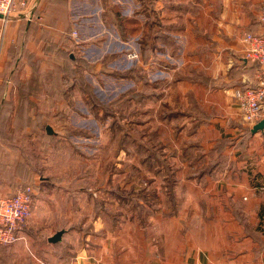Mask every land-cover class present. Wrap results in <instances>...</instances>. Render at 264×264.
<instances>
[{"label": "crops", "instance_id": "1", "mask_svg": "<svg viewBox=\"0 0 264 264\" xmlns=\"http://www.w3.org/2000/svg\"><path fill=\"white\" fill-rule=\"evenodd\" d=\"M25 1L0 50V93L46 70L48 43L61 42L66 21L93 19L81 13L89 6L84 0ZM146 1L151 39L141 67L169 64L164 54L182 61L159 81L172 82L168 90L134 92L135 104L158 102L143 129L156 133L150 177L138 170L143 180L125 198L136 211H150L149 219L116 224L97 214L87 222L101 234L86 233L81 242L73 239L83 236L63 235L53 243L49 238L74 220L48 203L58 205L61 179L45 181L35 186L23 239L0 246V264H264V130L252 131L236 96L257 84L259 66L244 57L242 38L264 31L260 0ZM2 187L7 196L19 188Z\"/></svg>", "mask_w": 264, "mask_h": 264}, {"label": "rangeland", "instance_id": "2", "mask_svg": "<svg viewBox=\"0 0 264 264\" xmlns=\"http://www.w3.org/2000/svg\"><path fill=\"white\" fill-rule=\"evenodd\" d=\"M84 1L89 6L81 13L96 17V22L66 21L61 42L48 43L46 70L35 81L19 83L16 91L6 92L4 85L0 93V189L15 191L22 185L37 187L61 179L64 189L56 195L58 205L53 198L48 203L52 209H62L65 221L74 220V226L62 228L64 238L83 236L74 242L84 241L86 233L101 234L87 222L97 214L116 224L149 219L150 211H136L135 204H126L125 198L135 182L143 180L138 170L150 177V166L140 161V147L134 141L146 135L142 130L154 121L158 102L149 99L135 104L134 92L168 90L172 82L161 84L160 79L182 64L164 54L169 64L141 67L144 45L150 43L149 31L144 29L149 24L150 1ZM117 10L142 20V32L123 34ZM76 30L79 36L73 39ZM83 36L92 39L80 41ZM141 74L148 80L141 79ZM150 149L144 147V151ZM54 229L60 227L42 231Z\"/></svg>", "mask_w": 264, "mask_h": 264}, {"label": "built area", "instance_id": "3", "mask_svg": "<svg viewBox=\"0 0 264 264\" xmlns=\"http://www.w3.org/2000/svg\"><path fill=\"white\" fill-rule=\"evenodd\" d=\"M260 20L264 25V0H260ZM27 6L25 0H0V50L2 49L10 23L21 8ZM74 38L78 36L73 32ZM244 57L258 64L257 84L240 89L236 96L243 118L251 125L264 118V31L246 32L242 38ZM35 187L23 185L11 196L2 195L0 189V244L9 245L23 239V232L32 216Z\"/></svg>", "mask_w": 264, "mask_h": 264}, {"label": "trees", "instance_id": "4", "mask_svg": "<svg viewBox=\"0 0 264 264\" xmlns=\"http://www.w3.org/2000/svg\"><path fill=\"white\" fill-rule=\"evenodd\" d=\"M113 8H117L116 5H113ZM117 15H118V21H119V26H120V31L125 34L126 31L127 32H130L132 34H138L140 32H142V24H141V20H138L136 18H128V17H125L124 15H121L119 10L116 11ZM149 28V25H146L144 26V29H148ZM122 29V30H121ZM151 39V38H150ZM147 44H149L148 42H146V44L144 45L145 47L143 48V51L145 50ZM131 93V92H130ZM128 93V94H130ZM136 98V95L134 93V99ZM142 131H145L146 134L144 136V138H142L139 142L137 141H134V143L140 147V152L141 154H143L145 157L144 161L147 162V164L150 166L151 165V159H152V156L155 155V153L157 152V148L156 147H152L151 146V140L153 138H155L156 136V133L154 132H151L149 131L148 129H145V130H142ZM151 132V133H148ZM150 146V152L148 151H144V147H148ZM163 165V164H162Z\"/></svg>", "mask_w": 264, "mask_h": 264}, {"label": "water", "instance_id": "5", "mask_svg": "<svg viewBox=\"0 0 264 264\" xmlns=\"http://www.w3.org/2000/svg\"><path fill=\"white\" fill-rule=\"evenodd\" d=\"M0 17H2V14H0ZM262 130H264V118H262L259 122H257V123L254 125L253 129H252V131H253L254 133H256V132H258V131H262ZM47 132H48L49 134L52 133V128H51V126H47ZM64 234H65V230H59V231L56 232L52 237H50L49 240H50L51 242H53V243H57V242H59V241L62 240Z\"/></svg>", "mask_w": 264, "mask_h": 264}]
</instances>
